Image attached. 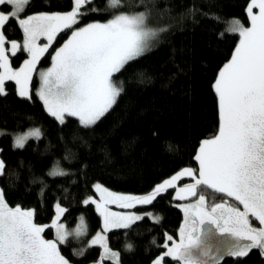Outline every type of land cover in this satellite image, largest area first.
I'll return each instance as SVG.
<instances>
[{
    "label": "trees",
    "instance_id": "16d2710c",
    "mask_svg": "<svg viewBox=\"0 0 264 264\" xmlns=\"http://www.w3.org/2000/svg\"><path fill=\"white\" fill-rule=\"evenodd\" d=\"M249 1L91 0L82 5L79 11L87 14L78 15L72 27L139 11L161 26L149 48L113 75L122 91L92 126L81 125L76 117L66 115L63 124L52 117L35 92V75L28 97L18 95L13 81L5 82L6 95H0V160L5 165L0 191L9 207L32 210L37 224L50 222L56 203L66 209L61 218L68 228L77 227L84 218L86 232L78 243L67 238L58 243L69 262L90 264L101 254L100 246L88 243L101 227L100 215L94 204L83 203L96 195L95 183L117 192L144 193L185 168L199 174L195 157L200 142L215 136L220 124L214 81L239 40L238 33L226 29L231 19L248 24ZM72 4L73 0H30L22 15L67 11ZM9 7L1 5L3 10ZM71 28L57 34L38 65L50 62ZM3 32L8 39L20 40L23 35L15 19L6 23ZM25 55L17 50L10 55L12 64ZM33 126L39 127L40 137L28 138L23 147L14 146L13 133ZM57 167L63 175L50 174ZM189 179L185 176L177 182ZM174 192L175 186L159 193L150 205L136 206L143 218L128 229L109 230L107 244L117 251L120 264H151L164 251L166 235H178L183 213ZM198 192L207 197L209 206L229 199L242 209L224 193L210 188ZM43 234L53 238V228L45 227ZM127 242L135 244L133 251L126 250ZM177 262L163 256V264ZM103 264L119 263L105 258ZM216 264H264V255L253 248L245 256L225 255Z\"/></svg>",
    "mask_w": 264,
    "mask_h": 264
},
{
    "label": "snow or ice",
    "instance_id": "6c2138e0",
    "mask_svg": "<svg viewBox=\"0 0 264 264\" xmlns=\"http://www.w3.org/2000/svg\"><path fill=\"white\" fill-rule=\"evenodd\" d=\"M90 2L75 0L72 11L66 14L40 13L21 19L19 17L30 0H0V5L11 6L9 12H0V95H6L5 82L14 81L18 95L29 96V83L37 62L58 33L76 24L78 15L87 14L79 9ZM254 7L259 9L258 14H252ZM248 14L251 27L245 28L238 20H232L226 29L238 33L240 39L213 85L219 99V133L201 143L195 157L199 161L198 177L192 169L185 168L144 196L118 195L96 184L99 202L90 198L83 201L85 205L95 204L96 211L103 218V234L97 233L90 244H99L105 255H118L109 253V230L128 229L134 221L143 218L130 212L112 211L109 205L123 209L150 205L159 193L173 188L176 181L185 176L192 177L194 183L177 188L176 199L187 200L196 197L198 189L210 188L234 198L243 205V211L226 203L209 206L203 194L194 203L180 205L185 213V225L191 231L182 227L179 243L167 236L172 247L168 248L165 243L168 248L165 256L181 264H206V251L200 256L191 251L199 242V225L206 220L216 225L221 233H231L237 238V243L227 250L226 255L245 256L247 250L253 248L261 249L264 255V227L254 228L249 221L252 216L264 225V0H252ZM14 19L23 30V50L30 56L18 70L12 69L4 48L3 28ZM145 19L144 13L134 16L120 14L107 23H90L72 32L71 38L52 57V67L40 73L42 85L37 95L52 117L61 124L65 122V115L78 117L79 123L87 127L94 125L112 108L122 91V87L113 82V75L140 57L155 35L145 27ZM41 37L47 40L42 46L37 43ZM17 49V42L11 41L13 55ZM40 135V130L36 129L18 136L14 146L23 147L29 136L39 138ZM4 168V162L0 161V174ZM50 174L64 173L57 167ZM55 208L52 223L38 226L33 222L32 210L9 207L0 191V264H69L58 250V243L63 244L69 235L65 226L58 222L66 209L59 203ZM45 227L55 229L56 240L43 238ZM74 232L76 235L86 232L83 217ZM156 264L160 261L157 260Z\"/></svg>",
    "mask_w": 264,
    "mask_h": 264
},
{
    "label": "rangeland",
    "instance_id": "374dc122",
    "mask_svg": "<svg viewBox=\"0 0 264 264\" xmlns=\"http://www.w3.org/2000/svg\"><path fill=\"white\" fill-rule=\"evenodd\" d=\"M252 3V0H250L249 2H248V5L246 6V14H247V17H248V24H243L242 22H240L239 20V22H240V24H242L245 28H248V27H251V21H250V17H249V14H248V7H249V5ZM75 6V0H73V4H72V7L69 9V10H67V11H61V12H34V13H29V14H24V15H22L21 14V16L19 17V18H21V19H23V18H27V16H29V15H35V14H40V13H47V14H53V13H59V14H66V13H68V12H70V11H72V9H73V7ZM11 10V6L8 8V10H3L2 8H1V5H0V12H5V13H7V12H9ZM258 12H259V9L258 8H253L252 9V14H258ZM140 13H143V12H141V11H139V12H132V13H121V14H126V15H129V16H134V15H138V14H140ZM118 15H120V14H118ZM144 15H145V27L148 29V30H150V31H152V32H154L155 33V35H153L151 38H150V41H149V45L151 44V42L153 41V39L155 38V36H156V34H157V32L159 31V29L161 28V26L159 25V24H155V23H153L150 19H149V17L144 13ZM113 19V18H112ZM109 20H111V19H109ZM109 20H105V21H101V22H89V23H86V24H84V25H81V26H78V27H72L71 29V31H70V33H69V35L66 37V39L61 43V44H59L58 46H56L55 47V49H54V51H53V53H52V55H51V59H50V62L47 64V65H44V66H40V65H38V62H37V65H36V68H35V70H34V72H33V74H32V77L35 75V78H36V83H35V92H36V94L38 93V91L40 90V88H41V85H42V81H41V77H40V73L41 72H46L48 69H50L51 67H52V64H53V61H52V57L55 55V53H56V51L59 49V48H61V47H63V45L71 38V35H72V32L73 31H76V30H78L79 28H83V27H85L86 25H88V24H90V23H107ZM230 21H232V19L230 20ZM229 21V22H230ZM73 26V25H72ZM230 26V25H229ZM23 31V30H22ZM6 38V37H5ZM239 39H240V37H239ZM16 41L17 42V45H18V49L17 50H19V49H22L23 50V42H24V35H22V38L20 39V40H18V39H8V38H6V42H5V45H4V48H5V52H6V55L8 56V61H9V63H10V65H11V67H12V69L13 70H18L19 68H21L22 66H23V64H24V61L25 60H27V59H29L30 58V56H29V54L26 52V51H24L25 53H26V55L20 60V62L17 64V65H13L12 64V61H11V59H10V55H12L13 53H12V51L10 50V44H11V41ZM37 43L38 44H40L41 46L43 45V44H45V43H47V40H46V38H44V37H41L38 41H37ZM238 43H239V40H238ZM237 43V44H238ZM237 46V45H236ZM236 48V47H235ZM231 58V57H230ZM230 60V59H229ZM228 60V61H229ZM228 61H226L225 63H227ZM224 63V64H225ZM223 64V65H224ZM223 65H222V67H223ZM221 67V68H222ZM220 68V69H221ZM220 71V70H219ZM219 71H218V73H219ZM217 76H218V74H217ZM217 76H216V79H217ZM215 79V80H216ZM14 82V81H13ZM15 83V82H14ZM31 83H32V80L30 81V83H29V95L31 94ZM214 83H215V81H214ZM17 85L15 84V88H16V92L18 93V91H17ZM215 90V89H214ZM39 97V96H38ZM218 97V96H217ZM41 100V99H40ZM42 101V100H41ZM43 102V101H42ZM44 104V103H43ZM218 106H219V99H218ZM66 116V115H65ZM76 118H78V117H76ZM36 129H39V127H36V126H33V127H29V128H26L25 130H22V131H19V132H15V133H13V135H12V142H13V144L15 145V139H16V137H18V136H21V135H26L27 133H29L30 131H33V130H36ZM40 130V129H39ZM219 133V129H218V132H217V134ZM216 134V135H217ZM215 135V136H216ZM215 136H213V137H210V138H205V139H202V141L200 142V145H199V147H198V150H197V154L199 153V149H200V146H201V143L204 141V140H207V139H213ZM32 136H29V138H31ZM1 161V160H0ZM195 175L198 177V175L195 173ZM171 177H167V178H164L163 180H161V181H159L158 183H156L150 190H148L147 192H144V193H128V192H117V191H114V190H111V189H109V188H107V187H105V186H103L102 184H100V183H95L94 184V191H95V193H96V195H90V196H88L86 199H91V200H95V201H97V202H99V199H100V194L96 191V189H95V185L96 184H99L102 188H105V189H107L108 191H110V192H112V193H115V194H118V195H136V196H144V195H149L154 189H155V187L157 186V185H159V184H161V183H163V181L164 180H167V179H170ZM190 183H194V180H193V178L191 177V179H189V180H186V181H182V182H177L176 181V183H175V192H174V196L176 197V189L177 188H183L185 185H188V184H190ZM200 194H202V193H199L198 192V194H197V196L196 197H189L187 200H180V201H177L176 202V205L177 206H179L180 207V205H186V204H188V203H194L196 200H198V198H199V195ZM204 195V194H203ZM205 196V195H204ZM85 199V200H86ZM207 197L205 196V202H206V204H207ZM230 202H232V201H230L229 199H225V200H223V201H220V202H218L217 204H220V203H226L227 205H232V203H230ZM57 204V203H56ZM55 204V205H56ZM59 205L62 207V208H64L63 207V205L62 204H60L59 203ZM95 205V204H94ZM136 206H138V205H136ZM135 206V207H136ZM213 206V205H212ZM109 207H110V209L112 210V211H117V212H130V213H132V214H135V215H140V216H142L143 214H142V212H139V211H137L136 209H135V207H133V208H131V209H123V208H120V207H117L116 205H109ZM96 208V207H95ZM242 208H243V205H242ZM180 209H181V211H182V213H183V218H182V222H181V224H180V226H179V228H178V235L175 237V236H172V235H170V234H167L166 235V240H165V242H164V245H165V243H167L168 244V248H170V247H172V242H170V241H167V236H172V238H173V241H175L176 243H179L180 242V239H181V236H180V231H181V228L182 227H185L188 231H191V229L190 228H188V226L187 225H185V213H184V210H183V208L182 207H180ZM23 210V209H22ZM24 210H30V209H24ZM55 216H56V208H55V211H54V215H53V217H52V219L50 220V222H48V223H46V224H37V223H35L34 222V220H33V222L35 223V224H37L38 226H46V225H50L51 223H52V221H53V219L55 218ZM62 217V216H61ZM60 217V220L58 221L59 223H61V224H63L64 226H65V230L68 232V233H73L74 232V230L76 229V226L74 227L73 226V228H68L65 224H64V222H63V220H62V218ZM251 217V216H250ZM100 218H101V227H100V229H98L92 236H90V238H89V240H88V243L90 244V242H91V240L96 236V234L97 233H101V234H103V232H102V228H103V218L100 216ZM254 218V217H253ZM251 222H253V221H251ZM251 222H250V224H251ZM252 225V224H251ZM53 234H54V236H53V238H46L45 236H44V234L42 233V236H43V238L44 239H46V240H56V232H55V229L53 228ZM98 246H100L99 244H97ZM108 245V244H107ZM100 248H101V254H100V257L97 259V260H95L94 262H92V263H90V264H103V259H105V258H107V259H111L112 261H114V262H116V263H119L120 264V262H119V257H118V255L116 256V257H111L110 255H105L104 254V249L100 246ZM168 248H166L165 246H164V251L161 253V254H159L153 261H152V263L151 264H156V261L157 260H159L160 261V264H163V256L165 255V253L168 251ZM108 249H109V253H111V252H115V253H117V251L115 250V249H113V248H111L109 245H108ZM61 254V253H60ZM118 254V253H117ZM62 255V254H61ZM63 256V255H62ZM64 257V256H63ZM170 257V256H169ZM65 258V257H64ZM170 258H172V257H170ZM66 259V258H65ZM67 260V259H66ZM69 262V261H68ZM69 264H72L71 262H69ZM176 264H181V262H177Z\"/></svg>",
    "mask_w": 264,
    "mask_h": 264
},
{
    "label": "water",
    "instance_id": "95a60500",
    "mask_svg": "<svg viewBox=\"0 0 264 264\" xmlns=\"http://www.w3.org/2000/svg\"><path fill=\"white\" fill-rule=\"evenodd\" d=\"M199 229V242L192 247L191 251L195 256H200L202 251H206L207 256L204 257L206 264H213V261L217 263L226 255L227 250L237 243L236 237L231 233H221L210 221H204ZM241 243H248V241H241Z\"/></svg>",
    "mask_w": 264,
    "mask_h": 264
},
{
    "label": "clouds",
    "instance_id": "9594fccd",
    "mask_svg": "<svg viewBox=\"0 0 264 264\" xmlns=\"http://www.w3.org/2000/svg\"><path fill=\"white\" fill-rule=\"evenodd\" d=\"M84 223H85V226L87 227L86 221H84ZM80 237L81 235H76L74 232V233H69V235L67 236V239L71 240L74 243H78ZM125 248L128 251H133L135 249V244L133 242H127L125 245Z\"/></svg>",
    "mask_w": 264,
    "mask_h": 264
},
{
    "label": "flooded vegetation",
    "instance_id": "af4514ba",
    "mask_svg": "<svg viewBox=\"0 0 264 264\" xmlns=\"http://www.w3.org/2000/svg\"><path fill=\"white\" fill-rule=\"evenodd\" d=\"M242 208V207H241ZM241 211H243V208L242 209H240ZM249 221L251 222V221H253V222H251V226L252 227H254V228H260V227H264V225H260V223H259V221L258 220H256L255 218H253L252 216L250 217L249 216Z\"/></svg>",
    "mask_w": 264,
    "mask_h": 264
},
{
    "label": "bare ground",
    "instance_id": "6f19581e",
    "mask_svg": "<svg viewBox=\"0 0 264 264\" xmlns=\"http://www.w3.org/2000/svg\"><path fill=\"white\" fill-rule=\"evenodd\" d=\"M34 85V84H33ZM92 180V179H91Z\"/></svg>",
    "mask_w": 264,
    "mask_h": 264
}]
</instances>
